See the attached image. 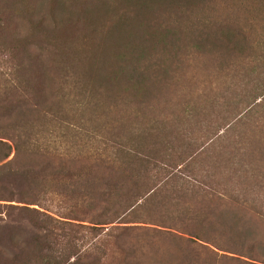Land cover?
<instances>
[{"label": "trees", "instance_id": "1", "mask_svg": "<svg viewBox=\"0 0 264 264\" xmlns=\"http://www.w3.org/2000/svg\"><path fill=\"white\" fill-rule=\"evenodd\" d=\"M77 5L0 13V235L9 241L0 236V264H106L107 253L167 264L166 242L178 243L168 249L178 264H192L180 246L192 240L169 229L264 264V206L254 204L264 201V47L252 56L246 35L264 23V0ZM236 9L248 25L235 23ZM209 60L216 78L252 90L234 103L221 82V107L236 104L234 117L221 115L234 143L168 153V138L188 137L217 101L196 75ZM175 87L171 106L159 100Z\"/></svg>", "mask_w": 264, "mask_h": 264}, {"label": "rangeland", "instance_id": "2", "mask_svg": "<svg viewBox=\"0 0 264 264\" xmlns=\"http://www.w3.org/2000/svg\"><path fill=\"white\" fill-rule=\"evenodd\" d=\"M44 1L45 6L43 8H40V4ZM56 1H60L63 2L64 4H66L67 6L70 7V9H72L73 13L76 12L77 10V0H0V13H4L3 10H14V11H18V13L21 14H26V13H43V11H47V10H51L53 9V4ZM4 2H7L8 4H4ZM250 3V2H249ZM11 5V7H9ZM64 9H66V6L63 7ZM245 12L243 9L239 10L236 9L235 12V23H238L240 26H245L248 25V20L245 17V15H242V12ZM248 28V27H247ZM249 30L247 31V45L249 47V51L251 50V55L253 56V54H256L260 49H262L264 47V23H256V25L248 28ZM254 58H257L258 55H254ZM248 63L246 62V60L244 61V64L242 66H244L243 68L246 70H249V67H251V64L249 62V59H247ZM254 62V59L252 60ZM251 62V63H253ZM193 62L191 63H186V65H191ZM255 64V63H253ZM249 66V67H248ZM205 68L206 70L204 72L199 71L196 75L197 76H201L204 75V79H207L206 81V85L207 87L205 88V94L206 97L209 99L211 94L212 95V99H217V101H213L211 100L213 103L210 104L209 106L207 105V107L204 109V114H203V122L199 121L198 124L193 123L190 126L193 128H188L187 131L189 132V136L186 138H181L178 137L174 140V138H168L169 140V144L171 142H173L171 144V146H173V148L175 150L170 151V149L167 151L168 153L171 154H176V151H182L183 148L182 146L179 147L181 144L186 145V147H189V145L191 143L195 144V145H203L205 146V150L207 152V154H209L210 152L213 151L214 154H216L217 152L220 151V149L222 150V152H226V149L228 150L229 147H232L234 140L232 138H229V135L231 134V129H226L224 127V124L226 123L224 120L221 119V115L222 113L224 114V112H222L223 110H230L228 113L230 114V118L234 117L235 114L237 113L236 110L234 109V106L236 104L234 103H239L244 101L245 96L247 97L248 95H250L251 93V89L248 91L244 90L240 87V85H238V81L240 80H235L233 82L228 81L227 78H216L217 76L213 75L214 69H212L211 67V62L210 60L206 62L205 64ZM185 73H187V77L189 76L190 73V69L185 70ZM219 76V75H218ZM230 76V75H229ZM258 78V77H256ZM255 78V79H256ZM264 80V75H262L261 77ZM231 79V78H229ZM255 79L253 80V84H256ZM221 82H225V85L227 84L226 88V96L227 99H232L233 102L230 103L228 102V106L226 107H221L222 99L219 97L222 94V88H223V84H221ZM207 83H210L207 84ZM228 86H229V90H228ZM220 89V91L218 92L216 89ZM252 88V86H251ZM168 90V89H167ZM178 90L177 87H175L174 90H168L169 92H164L163 94H161V96L159 97V100H161L162 102H164L165 104H169L171 106V91H175ZM211 90V91H210ZM207 99V100H208ZM226 99V100H227ZM210 100V99H209ZM208 100V101H209ZM156 104V102H154ZM243 107V105L241 106V108ZM222 108V109H221ZM237 109V108H236ZM232 114H231V113ZM236 112V113H235ZM212 113H214V115L210 116ZM219 114V115H218ZM218 116V122L220 126H218L217 129L215 126V122H213L212 124V119L214 121L215 117ZM229 118V116H228ZM203 136L202 139L200 138V136ZM232 137V136H231ZM167 140V141H168ZM180 141V142H178ZM200 143V144H199ZM164 144V143H163ZM179 147V148H178ZM187 149V148H186ZM11 157V155H9V157L7 159H9ZM6 159V160H7ZM250 181V180H249ZM246 182V179H241V184H244ZM258 182V178L255 182H253L254 184H257ZM246 184H250L248 182H246ZM241 187V191L245 188H247L246 185H240ZM259 187V185L257 186ZM248 189V188H247ZM240 190L237 192V195L239 192H241ZM227 202H229V199H226ZM257 201V202H256ZM254 204L256 206L258 205H263L264 206V201H262L261 199H257ZM13 206H27L28 208H34L39 210L36 206H31V205H24V204H16V203H10ZM10 218L7 219L8 224L11 223ZM84 225H87V223H83ZM120 227L123 226H144L147 227V229H155V230H161V231H167V228H162L159 227V225L155 224V225H151V224H118ZM169 232H171L172 234L178 235L181 238L189 239L192 240L191 242H183L182 244H180V246L184 249H186V251L188 252L186 256V258H190V261L192 260V264H197V263H202V262H206V264H263V263H259L258 261H256L253 258H248L247 256L244 255H240V254H235V253H228V252H224L221 251L220 248L214 246L211 244V242L209 243H205L199 240H195L193 237L186 235V234H181L176 232L173 229H169ZM208 233V232H207ZM220 233V232H219ZM222 236V233H220ZM2 237V243L4 245H9V241L7 240V237H5V235H0ZM171 237H167L166 239H169L168 241H170ZM216 239V238H215ZM223 237L220 240H215V245H220L223 241ZM166 252H163L164 257L167 259V264H178V260H177V256L176 254H173L171 252H169L168 249H173V247L175 245H178V243L173 244L171 243L170 245L168 244V242H166ZM176 249V247H174ZM146 250V249H144ZM174 250V249H173ZM7 255V253H6ZM8 256V255H7ZM223 257V258H222ZM225 258H231L233 260H237V261H225ZM213 259V260H212ZM121 260L122 258L120 257V254H114L111 255L109 253H107V255L102 259V261L106 264H121ZM129 264H132V260L129 262Z\"/></svg>", "mask_w": 264, "mask_h": 264}]
</instances>
